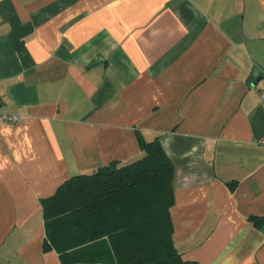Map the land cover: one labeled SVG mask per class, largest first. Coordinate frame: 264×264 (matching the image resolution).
Masks as SVG:
<instances>
[{"label": "crops", "instance_id": "obj_1", "mask_svg": "<svg viewBox=\"0 0 264 264\" xmlns=\"http://www.w3.org/2000/svg\"><path fill=\"white\" fill-rule=\"evenodd\" d=\"M263 87L264 0H0V109L21 118L0 121V264H63L42 200L142 158L138 134L174 164L184 260L264 264ZM68 252L116 264L108 238Z\"/></svg>", "mask_w": 264, "mask_h": 264}, {"label": "trees", "instance_id": "obj_2", "mask_svg": "<svg viewBox=\"0 0 264 264\" xmlns=\"http://www.w3.org/2000/svg\"><path fill=\"white\" fill-rule=\"evenodd\" d=\"M138 139L142 158L76 176L42 200L45 250L58 249L63 264L74 263L70 249L104 238L116 264H198L184 260L172 239L174 164L159 138Z\"/></svg>", "mask_w": 264, "mask_h": 264}, {"label": "built area", "instance_id": "obj_3", "mask_svg": "<svg viewBox=\"0 0 264 264\" xmlns=\"http://www.w3.org/2000/svg\"><path fill=\"white\" fill-rule=\"evenodd\" d=\"M259 100H260L261 106L264 109V87L259 92ZM20 120H21L20 116L5 112L0 109V121L16 124L20 122ZM262 143L264 144V140H262Z\"/></svg>", "mask_w": 264, "mask_h": 264}, {"label": "water", "instance_id": "obj_4", "mask_svg": "<svg viewBox=\"0 0 264 264\" xmlns=\"http://www.w3.org/2000/svg\"><path fill=\"white\" fill-rule=\"evenodd\" d=\"M254 77H255L257 83L262 80V77L259 76V71L255 72Z\"/></svg>", "mask_w": 264, "mask_h": 264}]
</instances>
